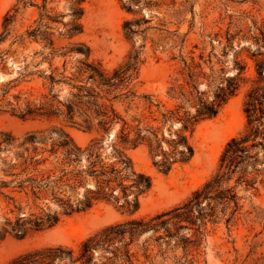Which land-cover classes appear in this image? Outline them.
<instances>
[{
	"label": "rangeland",
	"instance_id": "374dc122",
	"mask_svg": "<svg viewBox=\"0 0 264 264\" xmlns=\"http://www.w3.org/2000/svg\"><path fill=\"white\" fill-rule=\"evenodd\" d=\"M24 1L26 5L17 4V0H0V34L5 14L11 11L12 15L17 4L10 32L0 42V181L5 183H16L24 178L22 175L15 178L12 174L21 171V156L26 153L19 144L28 135L40 133L53 140L56 138L53 129H62L81 147L99 137L94 130L84 131L63 118L19 116L27 106L34 108L51 98L49 84L44 79L50 66L60 72L64 62L69 70L77 60L84 59L74 52L50 58L40 36L44 32L55 49L72 43L87 46L88 60L100 63L106 72L122 64L129 53L138 51L136 90L152 95L167 108L174 102L166 97V90L174 78H180L182 59L200 63L206 74L210 73L212 65L220 80L221 76L236 74L233 61L237 58L244 64L245 73L236 95L217 115L199 122L192 133H186L193 149L187 161L162 171L160 151H152L146 144L125 147L135 171L151 180L149 190L139 197L137 211L128 213L118 204L97 202L85 212L61 215L52 228L30 231L21 238L6 235L0 241V264H9L20 256L50 247L76 251L83 240L104 227L130 219L147 220L182 206L215 174L225 144L244 129L245 94L256 77L255 60L264 59V0H135L138 4L133 5L132 13L123 8L120 0H82L80 5L72 0ZM78 8L82 10L80 18L74 13ZM125 22H133L132 33L124 28ZM210 58L211 63H208ZM206 86L201 80L200 90L205 91ZM52 94H59L62 100L65 91L55 86ZM116 109L123 115V106L116 105ZM177 128L178 123H173L172 136L165 130L166 139H174ZM108 134L113 135V139L105 142ZM114 136V129L103 134L102 155L110 153ZM28 147L31 154L33 148L39 153L50 149V140L46 145L35 143ZM161 148L166 150L169 146L162 142ZM258 160L254 167L259 171L257 182L248 191L238 187L241 209L229 224L224 219L206 223L197 243L193 231L182 230L181 235L188 239L185 251L174 247L173 240L165 247L145 234L139 237L138 245L132 247L133 251H138L135 264H175L185 253L187 262L184 264H264V153L259 154ZM233 182L228 185H234ZM91 186L92 183H88L87 187ZM2 192L21 198L11 193L10 188H3ZM82 195L83 189L76 194L77 198ZM49 206L51 212L59 213L54 203ZM8 210L0 195V228L6 218L13 217ZM25 214L28 209L19 213L20 216ZM143 242L151 250L150 261L142 256Z\"/></svg>",
	"mask_w": 264,
	"mask_h": 264
},
{
	"label": "trees",
	"instance_id": "16d2710c",
	"mask_svg": "<svg viewBox=\"0 0 264 264\" xmlns=\"http://www.w3.org/2000/svg\"><path fill=\"white\" fill-rule=\"evenodd\" d=\"M72 1L76 5L82 2ZM120 1L130 13L133 12V5L138 4L135 0ZM20 3L27 4L24 0H17V4ZM143 4L150 6V3ZM16 5L13 14L8 11L3 18L0 42L10 32L17 13ZM75 12L78 18L82 16L80 8ZM132 23L124 24L130 33ZM43 27L48 28L46 25ZM40 36L49 50L50 58L74 52L83 55L84 59L77 60L69 70L64 62L60 72L50 66L44 79L49 84L51 98L34 108L27 106L19 116L63 118L84 131L94 130L99 137L91 139L85 147L77 145L62 129H53L56 132L53 140L40 133L23 139L19 147L26 155L21 156L20 173H13L12 176L17 178L22 175L24 178L16 183L0 181V195L9 208L8 212L13 214L12 218L4 220L0 228V241L6 235L21 238L30 231L52 228L61 215L85 212L97 202L118 204L128 213L137 211L139 197L149 190L151 180L135 171L125 147L135 148L146 144L152 151H160L159 167L162 171H168L175 163L187 161L193 149L186 133H192L199 122L217 115L220 108L236 95L245 73L244 64L237 58L233 61L236 74L221 76L220 80L216 78L212 65L209 66L210 73L206 74L200 63L182 59L180 78H174L166 90V97L174 102L171 108H167L152 95L136 90L135 80L140 63L138 51L129 53L122 64L106 72L100 63L88 60L90 50L87 46L72 43L55 49L46 32ZM208 63H211V58ZM255 73L243 104L246 118L244 129L225 144L215 174L195 190L182 206L147 220L130 219L104 227L83 240L76 251L50 247L20 256L9 264H135L138 251H133L132 247L137 246L139 237L145 234L165 247H169L173 240L174 247L179 246L185 251L188 239L181 235L182 230L193 231L197 243L206 223H217L224 219L229 224L241 209L237 189L242 187L248 191L253 188L259 174L254 167L260 162L259 154L264 153V59L255 60ZM201 80L207 84L205 91L199 88ZM55 86L65 91L64 99L61 100L59 94H52ZM116 105L123 106V115ZM173 123H178V128L174 131V139L168 140L164 132L167 130L172 136ZM117 125L119 127L115 129ZM112 129L115 130V143L108 155H102V136ZM49 140L50 149L38 153L33 148V153L29 152L28 146L35 143L46 145ZM162 142L169 148L163 150ZM232 180L234 185L229 186ZM88 183H92V186L87 187ZM3 188H10L11 193L21 198L5 194ZM81 189L83 195L77 198L76 194ZM50 203L57 206L59 213L51 212ZM26 209L28 214L20 216L19 213ZM34 209L38 212H34ZM140 250L144 259L150 261L151 250L145 242ZM164 253L161 252V256ZM186 258L185 253L175 264H184Z\"/></svg>",
	"mask_w": 264,
	"mask_h": 264
},
{
	"label": "water",
	"instance_id": "95a60500",
	"mask_svg": "<svg viewBox=\"0 0 264 264\" xmlns=\"http://www.w3.org/2000/svg\"><path fill=\"white\" fill-rule=\"evenodd\" d=\"M112 139H113V135L108 134V135L105 137V142H110Z\"/></svg>",
	"mask_w": 264,
	"mask_h": 264
},
{
	"label": "bare ground",
	"instance_id": "6f19581e",
	"mask_svg": "<svg viewBox=\"0 0 264 264\" xmlns=\"http://www.w3.org/2000/svg\"><path fill=\"white\" fill-rule=\"evenodd\" d=\"M199 126V125H198Z\"/></svg>",
	"mask_w": 264,
	"mask_h": 264
}]
</instances>
